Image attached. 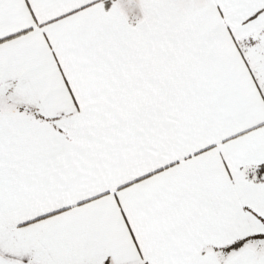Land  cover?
Wrapping results in <instances>:
<instances>
[{
    "label": "snow or ice",
    "instance_id": "6c2138e0",
    "mask_svg": "<svg viewBox=\"0 0 264 264\" xmlns=\"http://www.w3.org/2000/svg\"><path fill=\"white\" fill-rule=\"evenodd\" d=\"M0 264H264V0H0Z\"/></svg>",
    "mask_w": 264,
    "mask_h": 264
}]
</instances>
